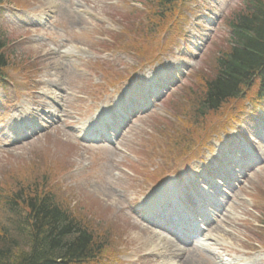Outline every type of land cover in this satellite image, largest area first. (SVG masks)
Here are the masks:
<instances>
[{
	"label": "rangeland",
	"instance_id": "obj_1",
	"mask_svg": "<svg viewBox=\"0 0 264 264\" xmlns=\"http://www.w3.org/2000/svg\"><path fill=\"white\" fill-rule=\"evenodd\" d=\"M243 2L180 0L165 30L150 0H1L0 226L17 192L50 193L103 245L77 264H264L258 80L220 111L201 107ZM111 111L121 112L111 140L100 132L86 141ZM227 112L238 121L223 124ZM90 122L97 127L86 131ZM209 177L223 185H206ZM169 180L183 183L175 195L205 228L203 244H178L156 226L160 209L154 219L141 211L172 208ZM158 196L164 204L145 203Z\"/></svg>",
	"mask_w": 264,
	"mask_h": 264
},
{
	"label": "trees",
	"instance_id": "obj_2",
	"mask_svg": "<svg viewBox=\"0 0 264 264\" xmlns=\"http://www.w3.org/2000/svg\"><path fill=\"white\" fill-rule=\"evenodd\" d=\"M179 1L150 0L152 17L161 27L166 26L165 30L176 26L175 15L168 13ZM243 3L244 9L227 22L231 47L217 55L215 76L205 83L201 107L206 112L222 110L228 100L237 99L255 80L257 94L264 93V0ZM5 46L0 35V69L6 66ZM228 117L227 112L223 118ZM5 206L12 217L0 226V264H77L95 259L103 248L50 193L23 196L17 192Z\"/></svg>",
	"mask_w": 264,
	"mask_h": 264
},
{
	"label": "bare ground",
	"instance_id": "obj_3",
	"mask_svg": "<svg viewBox=\"0 0 264 264\" xmlns=\"http://www.w3.org/2000/svg\"><path fill=\"white\" fill-rule=\"evenodd\" d=\"M71 49V51H74V52H77V50L79 49V51L81 50V48H78L77 46H75V47H70L69 48V50ZM117 102H120V103H124L125 104V102H122V99H121V97H120V99L117 101ZM118 112V111H117ZM223 120L224 121H227L228 119L227 118H223ZM112 121H111V119H110V121H109V123H111ZM104 125V124H103ZM90 126L91 125H89V128H90ZM106 126V125H105ZM206 179V178H205ZM207 182H210L211 184H213V182H212V180H210V178H209V180L207 181ZM169 183V182H168ZM173 186V185H172ZM178 187V186H177ZM176 188V187H175ZM158 199L159 198H155V200H151V201H153L154 203H153V205L156 207V206H158L157 205V202H158ZM173 202L175 203L174 204V207H176V208H178V206H180V198L178 197H175L174 199H173ZM193 216V215H192ZM194 217V216H193ZM186 221V219L184 218V216H183V212L182 211H180L179 212V222L180 223H184ZM174 232V234L175 235H177V236H179V234H183V232L179 229H177V228H175V230L173 231ZM183 237V236H182ZM184 239V238H183ZM185 240V239H184ZM159 245H160V248H161V250H164V251H168L169 250V248H166L165 246H166V242H159ZM171 262V261H170ZM170 262H168V264L170 263ZM224 264H229V263H224Z\"/></svg>",
	"mask_w": 264,
	"mask_h": 264
}]
</instances>
